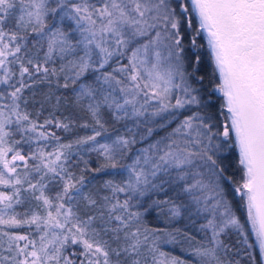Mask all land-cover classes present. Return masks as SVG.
I'll return each mask as SVG.
<instances>
[{"label": "snow or ice", "instance_id": "1", "mask_svg": "<svg viewBox=\"0 0 264 264\" xmlns=\"http://www.w3.org/2000/svg\"><path fill=\"white\" fill-rule=\"evenodd\" d=\"M202 32L223 96L216 111L194 86ZM37 85L49 90L33 116L24 93ZM69 97L92 134L61 143L51 129L72 121L39 117ZM49 140L52 151L20 147ZM232 148L238 182L223 166ZM81 153H96L98 167ZM106 170L121 179L89 188L84 172ZM0 188L10 190H0V264H189L163 259L160 243L179 230L149 228L153 209L203 220L204 241L189 237L195 264H240L231 234L264 256V0H0ZM29 200L35 208L17 210Z\"/></svg>", "mask_w": 264, "mask_h": 264}, {"label": "trees", "instance_id": "2", "mask_svg": "<svg viewBox=\"0 0 264 264\" xmlns=\"http://www.w3.org/2000/svg\"><path fill=\"white\" fill-rule=\"evenodd\" d=\"M197 41L199 44L203 45V47L198 49V52L201 55V65H200V75L204 76V80L201 83L194 84L195 87L200 89L201 98L204 100L211 101V109L216 111L219 109L220 105L223 103V96L216 91V85L220 82L219 74L214 72V64L210 57V52L207 47V40L205 34L202 32L199 37H197ZM186 51L189 56L191 55L190 49V41L188 37L185 38ZM126 63V61H124ZM15 68L16 66L13 65ZM191 69L189 68V71ZM47 85H37L34 89L26 90L24 93V97L28 100V110L33 113L35 116L36 112L40 108V102L43 100V94L48 92ZM35 92V95H33ZM55 112L58 118L63 119L64 117L69 118L72 121L71 131L64 132L58 129H51L57 132V135L60 137L61 143H69L74 141L77 137L91 135L90 128H81L79 125L85 122H91L90 118L80 113L78 110H75L71 106V97L68 98L67 101H62L59 111H56L52 108L50 103L45 104L43 108V112L39 117L40 122L42 123L46 117H49L50 113ZM174 126V125H173ZM119 127V126H117ZM170 130V129H169ZM111 131V128H109ZM122 131V129H121ZM159 135H164L163 131H159L156 136L153 138H158ZM15 139H19L17 135ZM37 146H41L45 148V151H52L56 147V142L54 140H49L47 142H40L39 145L35 141L31 145H21L23 151L25 153L30 150H35ZM141 145H137L139 147ZM76 152V149H73V153ZM84 155V159L89 161V165L92 168L98 167V160L96 153H81ZM223 166L226 167V175L232 177L233 182H238L242 178V170L238 164V150L235 148L229 149L227 152L223 153ZM31 163V161H30ZM70 170L73 171L77 176L81 174V169H84V164L80 160L79 155L73 154L71 160L69 162ZM22 171V169H20ZM84 175L87 177L89 183V188L98 189L105 180L114 179L119 181L121 177L119 175L114 174L113 170H106L104 172L95 173V172H84ZM228 185L225 184L226 190L228 189ZM55 188L52 189V194L54 195ZM169 196L172 195L171 192L168 193ZM164 199L165 196L163 193L159 194L158 197ZM231 199V194L228 196ZM123 199V196H121ZM35 201L29 200L24 205L18 207V211H24L25 209L35 208ZM42 213V209H40ZM241 216L242 221L246 219V214L243 209H240L237 213ZM144 223L153 229H161L167 232L175 233L176 230H179V235L176 237V242L174 243H160V251L166 254V261L172 256L179 257L186 261H189V264H195L196 258L192 257L190 254V244L189 237L194 238L191 240V246L195 247L197 242L204 241V233L199 230V225L203 223V220L197 217H189L186 214L181 215L180 217H176L173 219H169L165 213H161L158 209H153L145 214ZM195 221V222H193ZM186 234V235H185ZM239 237L235 234H231L225 238V242L230 244L233 247V258L240 261V264H264V256L261 255L258 246H254L252 248H246L245 245H241L237 243ZM249 244L255 245V238L251 237L248 240ZM0 244L7 245V240L4 237L0 236ZM77 252L79 249H75Z\"/></svg>", "mask_w": 264, "mask_h": 264}, {"label": "rangeland", "instance_id": "3", "mask_svg": "<svg viewBox=\"0 0 264 264\" xmlns=\"http://www.w3.org/2000/svg\"><path fill=\"white\" fill-rule=\"evenodd\" d=\"M11 154H9V158H10ZM0 190H3V191H10L9 189H3V188H0ZM42 213H43V209H42ZM8 230V229H6ZM8 231H15L17 233H20V234H25L28 232V229L27 228H20V229H12V230H8ZM2 237V236H1ZM5 240H7V237H4ZM5 248L7 247V245H3ZM165 261H166V257L163 258Z\"/></svg>", "mask_w": 264, "mask_h": 264}, {"label": "water", "instance_id": "4", "mask_svg": "<svg viewBox=\"0 0 264 264\" xmlns=\"http://www.w3.org/2000/svg\"><path fill=\"white\" fill-rule=\"evenodd\" d=\"M219 94H221V93H219Z\"/></svg>", "mask_w": 264, "mask_h": 264}]
</instances>
